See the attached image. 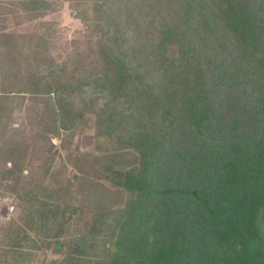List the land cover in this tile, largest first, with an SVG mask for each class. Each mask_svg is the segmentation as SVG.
Segmentation results:
<instances>
[{
    "label": "trees",
    "instance_id": "trees-1",
    "mask_svg": "<svg viewBox=\"0 0 264 264\" xmlns=\"http://www.w3.org/2000/svg\"><path fill=\"white\" fill-rule=\"evenodd\" d=\"M64 1L84 24L70 49L41 0L2 18L16 27L0 34V175L34 202L11 233L14 252L28 254L44 219L68 249L43 264H264V0ZM26 19L34 28H20ZM94 80L109 100L75 104ZM16 106L38 118L40 142L83 129L93 111L98 162L125 205L94 211L74 233L48 189L21 196L14 171L29 145Z\"/></svg>",
    "mask_w": 264,
    "mask_h": 264
},
{
    "label": "rangeland",
    "instance_id": "rangeland-1",
    "mask_svg": "<svg viewBox=\"0 0 264 264\" xmlns=\"http://www.w3.org/2000/svg\"><path fill=\"white\" fill-rule=\"evenodd\" d=\"M51 2L61 4L62 9L56 13L49 12ZM22 3L24 0H0V34L3 28H7L6 31L9 32L16 27L13 22L6 26L2 18L9 14L8 9L14 4ZM38 8L46 13L47 18L60 20L68 35L62 41V46L70 49L74 31L84 28L81 19L76 17V11L64 0H41ZM28 13V10H23L24 15ZM33 24V21L26 19L20 28H34ZM1 56L0 44V61ZM101 82L94 80L83 87L73 98L75 104L92 106V110L103 107L109 100V91ZM11 117L18 128L21 142L29 145L23 164L24 171H14L15 177L20 178L18 191L21 196L24 192H39L40 185L44 190L48 189L47 204L51 207L56 204V212L61 207H67V213L70 212L74 218L71 225L74 233L83 229L94 211L117 210L125 205L127 191L109 182L102 164L98 162L93 111L89 115L88 126L83 129L78 127L76 130L64 129L59 137L50 135V141L44 142L35 139L39 130L38 118L27 112L25 106H16ZM12 184L13 179H2L0 175V264H43L62 258L68 246L63 236L53 239L49 237L56 230L55 227L46 226L44 219L37 220L30 247L23 249L28 254L23 256L14 252L15 248L10 241L11 233L16 230V225H24L31 220L30 211L34 202L26 203L22 197H18V193L9 191ZM43 206L42 204V209L47 211ZM68 227L67 225L65 229H69ZM48 240L51 243L47 246L45 243Z\"/></svg>",
    "mask_w": 264,
    "mask_h": 264
},
{
    "label": "water",
    "instance_id": "water-1",
    "mask_svg": "<svg viewBox=\"0 0 264 264\" xmlns=\"http://www.w3.org/2000/svg\"><path fill=\"white\" fill-rule=\"evenodd\" d=\"M59 246V245H58Z\"/></svg>",
    "mask_w": 264,
    "mask_h": 264
}]
</instances>
